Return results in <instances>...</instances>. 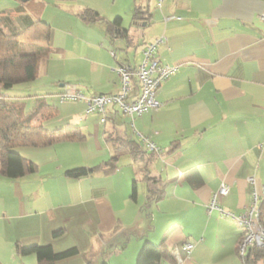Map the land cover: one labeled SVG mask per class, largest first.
I'll list each match as a JSON object with an SVG mask.
<instances>
[{"label":"crops","instance_id":"1","mask_svg":"<svg viewBox=\"0 0 264 264\" xmlns=\"http://www.w3.org/2000/svg\"><path fill=\"white\" fill-rule=\"evenodd\" d=\"M62 1L10 0L9 6L0 7V15L5 18L2 24L6 22L12 31L18 32L27 23L37 21L46 23L51 29L48 52L40 53V48L36 49V79L10 90H29V100L30 97L39 100L38 93L42 91L57 95L59 88L69 84L85 98L115 95L119 92L116 68L121 65L137 66L142 61L139 56L130 57L131 54L142 56L140 49L143 50L144 46L137 50L138 45L135 44L141 36H144L143 45L164 36L166 41L158 48L157 57L162 63L178 66L177 71L162 82L157 91V99L162 103L157 111H146L132 121L115 108H110L107 121L101 126L102 138L110 156L107 133L127 136L139 143L144 137L160 149L161 153L151 155L148 164L140 162L146 172L143 179L149 193L147 206L153 204L157 213L164 212V206L172 217L178 216L181 225L173 226V223L169 226L173 230L159 244L165 252L161 256L153 246L146 247L147 250L149 248L146 256L139 252L142 242L150 240V233L157 232V228L150 224L136 235V242L129 237L127 243H123L122 234L118 235L120 231H103L98 238H92L91 245L83 253L84 264H99L101 261L107 264H178L174 250L185 242L192 243L194 248L182 264H241L237 255L241 230L228 220L219 218L221 214L218 211L208 213L205 209L221 184H225L230 188L229 193L221 197L218 204L222 210L239 216L251 202L248 179L252 178L258 187L264 185V19L261 18L264 15V0H164L160 9L155 7L153 0H130L132 16L129 26L124 28V21L118 17L120 29L112 33L107 31V25L114 19H107L91 9L104 21L85 22L79 14L89 7L68 9ZM49 8L69 12L70 17L77 18V25L83 22L94 26L90 34L82 36L77 44L80 51L87 53L90 50L93 55L92 61H84L100 67L92 70L87 80L80 81L85 75L77 66H74L75 72L74 69L69 70L74 83L64 81L61 74H65L56 71L55 64L60 62L62 54L61 50L51 47L56 38L51 27L58 28L59 23L56 18L48 20L44 17ZM137 9L141 15L134 20ZM170 17L173 19L165 21ZM66 36L70 38L71 34ZM113 46L117 50L114 56L110 55ZM132 50L135 52L132 53ZM53 56L61 58L50 65L49 59ZM49 74L56 75L55 86L42 87L39 83L41 78ZM11 98L16 99L15 95ZM74 101H80L85 115V102ZM56 108L53 119H58L60 115ZM53 119L38 118L35 124H42L49 130L62 126L77 127L88 135L79 144L87 142L91 136L79 125L80 118L75 119L70 113L59 118V125H54L56 123L51 122ZM22 147L24 152H30L29 155L19 149ZM43 148L47 147L21 146L15 149L22 157L35 163L38 169L33 174L11 181L34 177L39 173L40 165L35 158L45 156ZM160 162L163 163L161 170L158 168ZM90 177L79 180L86 181ZM154 182L158 183L159 190L152 191L156 188H152L151 183ZM135 187L136 197L131 198V191L129 197L136 202L138 194ZM151 191L161 192L162 198L151 201L154 199L150 196ZM85 192L90 191L86 189ZM106 218L109 219V216ZM7 219L6 215H2L0 223ZM225 222L230 228L225 227ZM198 234L203 236L196 242ZM214 237L219 248L209 251L206 247L212 244ZM3 238L2 246L5 243V247L0 248V264H6L4 248L6 252L16 253V244L28 246L20 242L12 243L7 231ZM132 241L135 244L130 245Z\"/></svg>","mask_w":264,"mask_h":264},{"label":"rangeland","instance_id":"2","mask_svg":"<svg viewBox=\"0 0 264 264\" xmlns=\"http://www.w3.org/2000/svg\"><path fill=\"white\" fill-rule=\"evenodd\" d=\"M10 3V0H0V7L9 6ZM62 5H65L68 9L89 7L110 20L120 17L124 21V28L129 26L132 16L130 0H64ZM46 11L44 17L48 20H51L52 17L56 18L57 23H59L58 28H55L56 26L51 27L53 34L56 35L51 47L61 50L62 54V58L61 56H53L49 59L50 65L61 58L60 62H56L55 65L58 73L65 74V76L61 74L64 81L74 83L69 72V70L74 69V66L79 67L85 75V78H80V81L82 79L83 81L87 80L92 70L94 71L95 68L98 70L100 67L93 64V62H85L84 59L92 61L93 55L90 50L87 53L80 51L77 44L83 39L82 36L90 34L94 26L92 27L83 22L77 25V18L70 17L69 12L66 11L58 12L52 8ZM2 30L7 33L5 28H2ZM68 33L71 34L70 38L66 36ZM38 34L39 30L36 31L34 36L30 34V38L21 43L22 56L35 55L38 47L41 49L47 46L31 41ZM143 37L141 36L135 41V44L138 45L137 50L147 44L143 45ZM141 51L143 50L140 49ZM29 52H34V54H29ZM111 52H117L114 46ZM133 52L135 51L132 50ZM137 56L140 59L143 58V55H130L131 58ZM75 71L74 69L73 72ZM55 78L56 75L49 74L41 78L39 83L42 87H54L53 81ZM55 89L57 90V88ZM14 90L3 91L2 93L8 95L5 98H11L15 95L16 99L23 102L25 111L30 110L32 105L38 101H44L59 109L58 119L55 118L51 121L56 123L54 125H59V118L65 113H70L75 119L80 118L79 125L85 133H91V136L88 137L87 142L82 144L60 142L41 149L45 156L35 158L40 168L39 173L34 177L14 182L0 175V217L6 215L8 218L0 223V248L5 247V243L2 246V241H4L3 235L7 231L8 238L10 236L14 244L15 242H20L22 245L51 244L56 251L77 246L80 251L79 254L55 262V264H84L83 253L88 250L92 238H98L103 231H108V229L116 232L120 231L118 235L122 234L123 243H127L129 237L136 242V235L144 227L147 228L149 224L151 227H156L157 232L150 233V240L142 242L139 251L142 254L146 247L153 246L157 250L160 247L159 244L162 238L173 230V228H170L173 223V226L181 225L178 216L172 217L165 211L164 206L162 207L164 212L158 211V213L155 212L153 204L150 205L151 208L147 206V202H149L147 195L149 196V193H147L146 182L143 179L146 173L145 169L140 162L132 163L128 155H123L118 159L117 167L119 169L113 174L105 175L100 171L85 179L86 181L71 179L64 175L70 169L101 167L104 163L107 164L110 161V154L102 138L103 128L99 122V117L97 115H84L80 101L69 100L60 103L59 95L67 91L77 90L75 86L69 84L59 88V94L57 95L42 91V93H38L40 95L39 100L31 97V100H29L31 95L29 90ZM42 98L44 99L41 100ZM19 149L23 150L24 147ZM34 150L39 149L35 148ZM23 153L29 155L30 152H24L23 150ZM162 166L163 163L160 162L158 165L159 170ZM135 174L136 178L134 177ZM133 184L137 186L136 202L129 197ZM151 185L152 188L156 187L152 191L159 190L158 183H151ZM86 189H89L90 192L86 193ZM210 204L211 202L207 205L205 212H207ZM219 207L221 208L220 205ZM224 212L228 213L227 210ZM153 214L157 215L154 218L149 217ZM107 215L109 219L106 218ZM219 218L228 220V223H232L236 227L235 222L231 219H226L221 215ZM228 223L225 222L224 224L226 228H230ZM58 230L63 232L53 236V233ZM198 235L196 242H198L200 236H203V234ZM215 243L216 239L214 237L212 238V244H209L206 249L215 251L217 247L219 248ZM133 244H135L133 241L130 242V245ZM3 252L6 264H38L32 254L20 256L15 251L13 253L6 252L5 248ZM219 252L221 251L219 250ZM239 260L238 262L242 264L240 258Z\"/></svg>","mask_w":264,"mask_h":264},{"label":"trees","instance_id":"3","mask_svg":"<svg viewBox=\"0 0 264 264\" xmlns=\"http://www.w3.org/2000/svg\"><path fill=\"white\" fill-rule=\"evenodd\" d=\"M3 15V14H1ZM0 15V164L1 175L7 179L15 180L37 171L38 166L25 159L15 149L21 146L32 147H51L60 142L81 143L86 139L77 127H60L56 129H46L42 124H35L38 118L44 120L53 119L56 116L57 108L38 101L30 111L26 112L23 102L5 98L1 92L9 91L12 87L24 85L32 82L37 77L38 58L36 55H21V43L39 30V34L32 38V42L42 43L47 46L38 51L47 53L48 44L51 40V29L49 25L42 21L30 22L24 25L20 32L12 31L4 22ZM141 15L137 9L133 19ZM79 17L85 22H101L104 19L91 9H84ZM5 26V27H4ZM7 27V28H6ZM2 28L9 32L4 33ZM120 29V18H115L107 25V31L112 33ZM10 33V34H9ZM42 33V34H40ZM31 34V35H30ZM40 48V47H39ZM106 142L110 147V161L101 167L86 168L79 167L66 171L64 175L71 179H82L92 176L97 172L109 175L117 170V161L123 155H128L133 162L149 163L151 155L143 149L141 142L127 137L118 136L115 133H107ZM156 183V182H154ZM150 196L155 201L162 198L161 192H150ZM136 197V187L132 186L131 198ZM63 231H55L54 235H59ZM16 253L20 256L34 255L38 264H55L61 260L71 258L79 253L75 247L62 251H54L51 245H28L21 246L16 244ZM149 251L145 249L143 255ZM161 256L164 254L163 246L155 250ZM237 255L238 251H237ZM242 264H264V245L260 248L251 247L244 257L239 256ZM99 264H107L101 261Z\"/></svg>","mask_w":264,"mask_h":264},{"label":"built area","instance_id":"4","mask_svg":"<svg viewBox=\"0 0 264 264\" xmlns=\"http://www.w3.org/2000/svg\"><path fill=\"white\" fill-rule=\"evenodd\" d=\"M155 7L160 9L164 0H153ZM264 19V15L261 17ZM173 19L165 18V21ZM164 36L147 43L142 51V61L137 66L121 65L116 68L119 80V92L115 95H93L83 97L76 90L67 91L59 95L61 102L83 100L85 102V115H97L99 122L104 125L107 121L110 108H115L133 121L146 111H157L162 103L157 99V91L165 80L173 75L178 66L162 63L157 57L158 48L164 44ZM114 56V52H111ZM141 137V136H140ZM141 144L149 153L160 154L161 151L152 142L141 137ZM251 186V202L246 210L239 216L225 213L218 205V200L229 193V186L221 184L217 193L213 196L207 211H218L222 216L233 219L241 230V236L237 244L239 256L244 257L251 247L260 248L264 245V185L258 187L252 178L248 179ZM194 245L185 242L174 250V257L178 264L187 259Z\"/></svg>","mask_w":264,"mask_h":264}]
</instances>
